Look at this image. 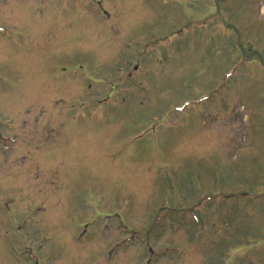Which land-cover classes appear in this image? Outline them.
Masks as SVG:
<instances>
[{
	"label": "rangeland",
	"instance_id": "374dc122",
	"mask_svg": "<svg viewBox=\"0 0 264 264\" xmlns=\"http://www.w3.org/2000/svg\"><path fill=\"white\" fill-rule=\"evenodd\" d=\"M0 264H264V0H0Z\"/></svg>",
	"mask_w": 264,
	"mask_h": 264
}]
</instances>
